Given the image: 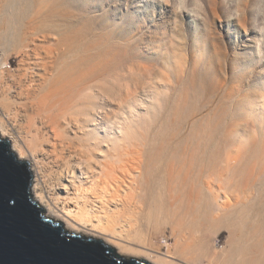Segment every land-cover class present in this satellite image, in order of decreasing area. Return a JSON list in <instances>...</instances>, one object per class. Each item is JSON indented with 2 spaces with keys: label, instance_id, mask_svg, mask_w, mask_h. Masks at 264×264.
Instances as JSON below:
<instances>
[{
  "label": "bare ground",
  "instance_id": "bare-ground-1",
  "mask_svg": "<svg viewBox=\"0 0 264 264\" xmlns=\"http://www.w3.org/2000/svg\"><path fill=\"white\" fill-rule=\"evenodd\" d=\"M32 1L0 0V135L9 138L18 159H30L38 202L76 233L154 264L179 263L168 250L133 246L130 230L143 213L160 208L200 222L190 223L196 232L187 237L196 243L179 251L190 264H264V223H233L238 203L218 199L224 178L217 167V136L203 144L206 151L189 149L188 138L175 143L168 118L176 111L168 96L165 105L157 100L158 107L153 102L143 115L133 93L110 100L116 85L93 63L89 38L38 30L28 14ZM249 41L256 46L258 38ZM17 52L24 58L11 69L5 58ZM245 183L240 192L250 187ZM205 226L227 230L223 251L206 239Z\"/></svg>",
  "mask_w": 264,
  "mask_h": 264
},
{
  "label": "rangeland",
  "instance_id": "rangeland-1",
  "mask_svg": "<svg viewBox=\"0 0 264 264\" xmlns=\"http://www.w3.org/2000/svg\"><path fill=\"white\" fill-rule=\"evenodd\" d=\"M28 14L38 30L76 31L82 40L89 38L93 63L108 71L110 84L116 85L110 100L133 93L143 115L153 102L158 107L157 100L165 105L168 96L176 111L168 118L175 143L188 138L189 149L206 151L203 144L217 136V167L224 178L219 201L226 196L230 204L238 203L233 223H264V0H33ZM252 35L258 38L256 46L249 41ZM21 56L11 53L6 65L16 68ZM252 144L257 149L253 157ZM24 160L31 166L30 159ZM244 183L250 187L240 192ZM135 223L133 246L155 253L168 250L175 262L189 263L179 251L196 243V237H187L196 232L190 223H200L197 218L160 208L143 213ZM203 230L214 248L223 251L227 230ZM112 246L120 255L144 258Z\"/></svg>",
  "mask_w": 264,
  "mask_h": 264
},
{
  "label": "water",
  "instance_id": "water-1",
  "mask_svg": "<svg viewBox=\"0 0 264 264\" xmlns=\"http://www.w3.org/2000/svg\"><path fill=\"white\" fill-rule=\"evenodd\" d=\"M0 264H154L118 254L101 239L69 232L37 199L34 169L0 137Z\"/></svg>",
  "mask_w": 264,
  "mask_h": 264
}]
</instances>
